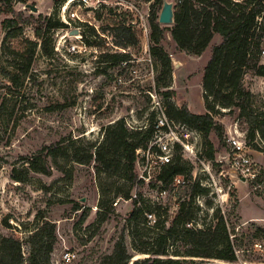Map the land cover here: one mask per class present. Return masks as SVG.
Instances as JSON below:
<instances>
[{
    "label": "rangeland",
    "instance_id": "obj_1",
    "mask_svg": "<svg viewBox=\"0 0 264 264\" xmlns=\"http://www.w3.org/2000/svg\"><path fill=\"white\" fill-rule=\"evenodd\" d=\"M3 3L0 0V5ZM5 3L12 6L13 13L0 12V100L3 98L4 102L2 114L8 117L4 123L0 120V235L19 239L26 257L30 235L38 228L48 233L52 224L50 264H99L120 239L131 255L128 264H152L153 255L132 248L131 232L145 239L156 231L143 218L147 209L156 220H165L164 227H169L184 202L183 213L189 211L195 220L185 224L187 227L213 228L222 217L236 260L186 255L187 251L203 249L182 240V232L171 239L169 246L171 251L183 254L175 256L184 259L181 264H264V150L252 148L255 143L262 145L260 133L256 131L254 139L247 140L260 171L258 180H242L231 173L227 163H217L218 156L228 149L223 139L228 129L236 128L245 137L251 132L249 118L237 108H214L212 114L221 130L210 131L202 139V146V140L193 134L182 137L188 147L183 148V157L191 162L193 177L208 187L205 193L193 192L192 179L178 185L158 180L160 169L146 184L143 180L131 181L123 172L110 176L100 173L93 161L80 164L62 157L40 160L47 173L27 170L23 182L10 177L14 167L23 175L27 161L38 155L43 146H55L59 141L66 144L70 139H74V147L88 141L97 143L105 126L120 118L128 127H143L167 104H185L193 113H205L203 68L211 47L219 44L221 37L214 34L197 55L179 49L170 28H164L159 46L167 53L171 69L162 74L160 61L150 53L153 44L149 25L151 11L158 15L162 0ZM49 16L67 27L46 31L44 21ZM9 18H15L17 24L9 30L15 32L7 35L2 23ZM117 25L130 28L134 44L126 43L128 37L117 36ZM36 28L49 37L47 47L51 54L44 55L38 45L22 86L15 88L18 94H5L8 80L4 70L9 69L11 57L25 46L22 39L40 42ZM74 28L79 33L69 35ZM115 52L125 55V60L99 56ZM16 61L20 63L22 57ZM242 85L251 93L247 99L251 109L264 112V76L250 69L244 74ZM209 144L213 160L207 158ZM202 163H209L208 173L203 171ZM135 169L137 179V166ZM162 190L166 191L163 195ZM135 197L138 206L145 209L136 222L128 219ZM66 250L75 254L71 261L62 257Z\"/></svg>",
    "mask_w": 264,
    "mask_h": 264
},
{
    "label": "trees",
    "instance_id": "obj_2",
    "mask_svg": "<svg viewBox=\"0 0 264 264\" xmlns=\"http://www.w3.org/2000/svg\"><path fill=\"white\" fill-rule=\"evenodd\" d=\"M0 5V12L13 13L10 0H3ZM149 1V0H147ZM174 23L171 27H161L157 22L158 15L151 11L149 15L150 25V53L155 55L162 65V74L170 72V59L159 46L163 38L164 28H170L171 38L178 48L188 53L201 54L210 43L214 34L221 37L219 44L211 47L210 57L203 68L202 87L203 100L206 112L203 114L191 112L185 104L180 107L167 104L163 111L168 120L174 123H181L195 130L199 138L205 140L210 131L220 132L221 127L215 122L213 110L216 106L222 108H237L242 115L249 118L252 125L251 132L246 136V141L254 139V133H260L259 146L252 144L256 150H264V112H255L247 99L251 96L249 90L242 85L244 74L248 70H253L256 75L264 76V64L259 61L262 43L264 42V0H173ZM17 24L15 18L5 19L2 26L9 31ZM45 29L49 31L53 28H64L67 24L54 20L52 17H45ZM117 36L128 37L126 43L134 44L135 36L125 25H117ZM20 30V29H18ZM35 34L40 42L30 39L24 41L22 51H17L16 57H11L8 65L9 69L4 70V76L8 80L5 85V94H18L15 90L17 86H22L24 77L28 74L36 49L39 45L41 52L49 56L51 54L47 47L49 37L42 34L40 28L35 29ZM100 58L108 60L124 61L125 55L121 53H102ZM22 57V61L17 62L16 58ZM169 96V92H165ZM3 98L0 100V120H8L7 115H3ZM154 113H151L153 116ZM156 117V115H155ZM147 119L143 127H128L123 118L117 119L105 126L102 139L97 142H86L84 146L74 147V139L64 144L59 141L55 146H43L38 155L31 157L27 161L23 175L17 169L12 168L10 177L14 181L23 182L27 170L47 173L45 165L40 164L44 157H62L72 162L88 164L94 162L96 170L108 176L117 173L123 175L131 181H138L135 174L136 151L147 146L153 134V121ZM206 142V141H205ZM247 142L248 144H251ZM203 145V140L200 144ZM207 158L213 160V149L209 144ZM202 150V149H201ZM177 175L182 176L186 181L192 179L193 192L205 193L207 186L201 184L200 180L192 175L191 162L181 155V147L176 145L175 153L171 161L160 168L158 180L168 183L172 182ZM256 176V180L258 177ZM139 182V181H138ZM134 209L130 212L128 219L135 221L145 211L142 205L138 206L136 197L133 200ZM148 207V205H145ZM78 209V207H77ZM185 203H180L179 213L173 219L169 227H164L165 220H156L151 227L156 229L142 239V235L131 232L132 248L143 254L153 255L152 264H181L179 257L182 256L177 250H170L171 239L178 238L183 232L182 240L196 247H201L202 251H187L186 255L202 256L207 258H217L226 261L236 260V254L229 239V234L222 217H219L213 228L211 226L187 227L185 224L194 222L189 211L184 212ZM149 211L144 212L145 214ZM53 225H50L48 233L36 229L28 239L29 252L25 257L22 253V243L12 236L0 235V264H50V253L52 251ZM131 255L128 253L123 239L116 241L113 251L105 255L99 264H128ZM149 257L143 260H148Z\"/></svg>",
    "mask_w": 264,
    "mask_h": 264
},
{
    "label": "built area",
    "instance_id": "obj_3",
    "mask_svg": "<svg viewBox=\"0 0 264 264\" xmlns=\"http://www.w3.org/2000/svg\"><path fill=\"white\" fill-rule=\"evenodd\" d=\"M260 62L264 64V46L260 51ZM129 127L132 126L129 125ZM188 134H193L199 138L195 130L190 129L184 124L168 120L163 109H160L153 121V134L147 146L139 148L136 151L137 159L135 166H137V180H143L146 184L149 183L154 171L171 161L176 150V145L181 147V155L183 156V148L188 150V147L184 144L182 137ZM223 139L228 149H225L224 153L218 156L217 163H227L231 173L237 177L250 181L254 180L260 171L256 165V161L250 155L251 147L247 143L244 134L236 128H233V130L228 129L224 133ZM194 155L196 156V153ZM202 165L203 171L208 173L210 171L209 163H206V165L202 163ZM184 182L185 179L180 175H177L173 179L174 185ZM160 193L163 195L166 191L162 190ZM145 219L151 224H154L156 221L152 212L146 213ZM258 246L261 247V244ZM62 257L66 261H71L75 257V254L70 250H66Z\"/></svg>",
    "mask_w": 264,
    "mask_h": 264
},
{
    "label": "water",
    "instance_id": "obj_4",
    "mask_svg": "<svg viewBox=\"0 0 264 264\" xmlns=\"http://www.w3.org/2000/svg\"><path fill=\"white\" fill-rule=\"evenodd\" d=\"M174 3L171 0H162V6L158 14L157 22L164 26H168L174 23ZM32 10H36V7L31 6ZM79 30L77 28L71 29L69 35H77ZM174 66H177V63H174ZM245 180V179H242Z\"/></svg>",
    "mask_w": 264,
    "mask_h": 264
}]
</instances>
